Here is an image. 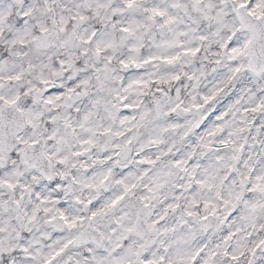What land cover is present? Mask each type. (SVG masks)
<instances>
[{"label": "snow or ice", "instance_id": "6c2138e0", "mask_svg": "<svg viewBox=\"0 0 264 264\" xmlns=\"http://www.w3.org/2000/svg\"><path fill=\"white\" fill-rule=\"evenodd\" d=\"M0 264H264V0H0Z\"/></svg>", "mask_w": 264, "mask_h": 264}]
</instances>
